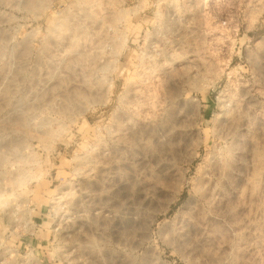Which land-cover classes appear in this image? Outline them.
I'll return each mask as SVG.
<instances>
[{
  "label": "rangeland",
  "instance_id": "1",
  "mask_svg": "<svg viewBox=\"0 0 264 264\" xmlns=\"http://www.w3.org/2000/svg\"><path fill=\"white\" fill-rule=\"evenodd\" d=\"M0 264H264V0H0Z\"/></svg>",
  "mask_w": 264,
  "mask_h": 264
},
{
  "label": "bare ground",
  "instance_id": "2",
  "mask_svg": "<svg viewBox=\"0 0 264 264\" xmlns=\"http://www.w3.org/2000/svg\"><path fill=\"white\" fill-rule=\"evenodd\" d=\"M25 6V5H24ZM31 7H32V5H31ZM74 32V31H73ZM76 36V35H75ZM66 39V38H65ZM94 53V52H93ZM91 54V53H90ZM97 54V53H96ZM79 56V55H78ZM84 57V56H83ZM95 59V58H94ZM99 59V58H98ZM77 61V60H76ZM18 66V65H17ZM17 68V67H16ZM107 68V67H106ZM69 69V68H68ZM81 80V79H80ZM81 82V81H80ZM85 83V82H84ZM8 84V83H7ZM7 84H5V85H7ZM94 85V84H93ZM85 88V87H84ZM95 89H97V88H95ZM99 89V88H98ZM9 90V89H8ZM94 90V89H93ZM105 90V89H104ZM11 91V90H10ZM135 91V90H134ZM58 92V91H57ZM106 92V91H105ZM57 94V93H56ZM70 96V95H69ZM74 96V95H73ZM63 97V96H62ZM36 98V97H35ZM36 100V99H35ZM79 104V103H78ZM33 105V104H32ZM81 105V104H80ZM52 106V105H51ZM147 106V105H146ZM76 111V110H75ZM21 112V111H20ZM65 112V111H64ZM71 113V112H70ZM134 113V112H133ZM21 114H23V113H21ZM143 116V115H142ZM145 117V116H144ZM29 118V117H28ZM34 119V118H33ZM143 119V118H142ZM19 120V119H18ZM156 120V119H155ZM26 121V120H25ZM154 123V122H153ZM157 123V122H156ZM20 124V123H19ZM45 124V123H44ZM155 125V124H154ZM46 127V126H45ZM156 127V126H155ZM20 129V128H19ZM47 129V128H46ZM156 130V129H155ZM37 133V132H36ZM41 138V137H40ZM22 145V144H21ZM100 150V149H99ZM25 158V157H24ZM88 163V162H87ZM142 164V163H141ZM100 166V165H99ZM96 168V167H95ZM97 170V169H96ZM90 171V170H89ZM88 171V172H89ZM86 173V172H85ZM97 173V172H96ZM101 174V173H100ZM99 175V174H98ZM137 175V174H136ZM130 215V214H129ZM77 216V215H76Z\"/></svg>",
  "mask_w": 264,
  "mask_h": 264
}]
</instances>
